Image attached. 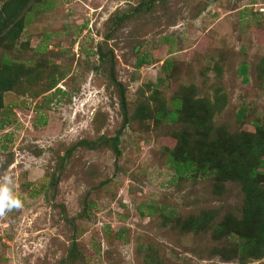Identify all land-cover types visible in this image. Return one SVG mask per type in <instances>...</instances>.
I'll use <instances>...</instances> for the list:
<instances>
[{
    "label": "rangeland",
    "instance_id": "1",
    "mask_svg": "<svg viewBox=\"0 0 264 264\" xmlns=\"http://www.w3.org/2000/svg\"><path fill=\"white\" fill-rule=\"evenodd\" d=\"M24 20L8 54L42 68L3 93L0 178L22 207L0 215V264H264L244 243L253 220L243 184L180 174L166 150L178 144L153 107L126 123L120 109V97L129 118L154 90L168 98L194 86L196 122L252 132L264 122V0H40ZM117 129V157L108 144L71 151Z\"/></svg>",
    "mask_w": 264,
    "mask_h": 264
},
{
    "label": "trees",
    "instance_id": "2",
    "mask_svg": "<svg viewBox=\"0 0 264 264\" xmlns=\"http://www.w3.org/2000/svg\"><path fill=\"white\" fill-rule=\"evenodd\" d=\"M39 1L0 0V129L8 120L7 114L2 111L3 93L19 90L23 82L31 83L33 79L36 81L41 77L39 71L42 68L41 65L29 67L21 62L22 59L19 58L14 61L8 54V51L12 50L18 42L24 27L25 15ZM138 8L140 5H137L135 10ZM122 18L124 17H116L113 24L118 26L123 21ZM145 63L146 60L139 57L135 65L140 66ZM246 69L247 66L241 63L239 73L244 81L246 80ZM256 71L264 87V57L261 58ZM46 76L49 77V81L43 88L45 91H49L54 86L55 75L47 74ZM108 78L113 81L111 74L108 75ZM54 90L60 91L58 88ZM193 97L194 86L180 87L168 98H162L159 94L156 95V90H154L150 97L154 101L153 104L141 100L129 118L126 116L125 101L120 97L122 123L128 122L131 118L139 120L147 118L153 107V115L156 117V121L161 119L160 123L168 128V135L175 138L179 145L166 148V150L169 164L174 166L180 174H183V171L188 173L196 171L200 176L211 174L224 178L225 175H228L229 177L232 176L233 180L242 183L245 193L246 214L253 220L252 234L247 236L244 243L249 248L254 249L252 253L254 259L261 258L264 256V122L255 118L251 122L254 130L247 134L227 132L219 126L212 128L209 118H207V125H205L204 120L199 122L194 120L198 113H202H200L201 101L197 99L196 102ZM244 113V109H239L235 118L240 120ZM190 119L192 120L191 123H189ZM187 120L189 121L187 122ZM173 124L180 125V128L171 130ZM119 137L120 129H117L111 137L100 135L95 139H79L73 144L71 151L75 147L96 149L100 145L108 144L117 157L119 155ZM200 137L203 139L204 149L200 151L199 156H196L190 145L194 148L197 146L201 148L199 142L197 143ZM71 151L67 149L68 153ZM68 153L62 157L64 160L68 157ZM242 248L245 249V247ZM251 248L248 252L251 251ZM152 256L151 254L150 259Z\"/></svg>",
    "mask_w": 264,
    "mask_h": 264
},
{
    "label": "clouds",
    "instance_id": "3",
    "mask_svg": "<svg viewBox=\"0 0 264 264\" xmlns=\"http://www.w3.org/2000/svg\"><path fill=\"white\" fill-rule=\"evenodd\" d=\"M11 183L8 176L0 178V215L22 207L21 200L12 193Z\"/></svg>",
    "mask_w": 264,
    "mask_h": 264
}]
</instances>
